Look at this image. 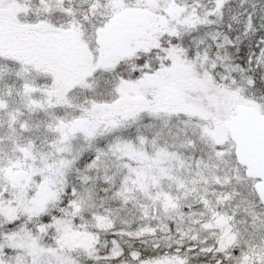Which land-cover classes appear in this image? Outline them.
Wrapping results in <instances>:
<instances>
[{
  "label": "snow or ice",
  "instance_id": "6c2138e0",
  "mask_svg": "<svg viewBox=\"0 0 264 264\" xmlns=\"http://www.w3.org/2000/svg\"><path fill=\"white\" fill-rule=\"evenodd\" d=\"M0 264H264V0H0Z\"/></svg>",
  "mask_w": 264,
  "mask_h": 264
}]
</instances>
